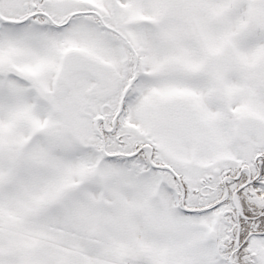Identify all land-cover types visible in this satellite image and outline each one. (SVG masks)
<instances>
[{
    "label": "snow or ice",
    "instance_id": "1",
    "mask_svg": "<svg viewBox=\"0 0 264 264\" xmlns=\"http://www.w3.org/2000/svg\"><path fill=\"white\" fill-rule=\"evenodd\" d=\"M0 264H264V0H0Z\"/></svg>",
    "mask_w": 264,
    "mask_h": 264
}]
</instances>
